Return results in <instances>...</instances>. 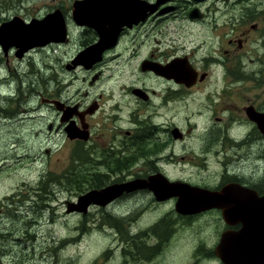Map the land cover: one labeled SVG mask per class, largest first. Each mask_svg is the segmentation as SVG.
I'll return each instance as SVG.
<instances>
[{
	"label": "flooded vegetation",
	"instance_id": "flooded-vegetation-1",
	"mask_svg": "<svg viewBox=\"0 0 264 264\" xmlns=\"http://www.w3.org/2000/svg\"><path fill=\"white\" fill-rule=\"evenodd\" d=\"M93 2L46 0L41 14H25L24 0H0V29L11 23L3 35H16L15 26L26 27V22L42 21L53 13L61 17L65 30L63 39L29 51L28 45L0 41V83L6 81L0 87V125L5 126L1 118L15 123L23 113L33 112L31 87L23 73H41L43 80L55 81L59 92L42 95L51 116L48 131H54L52 136L57 139L60 133L73 148L69 164L67 159L59 172L41 174L29 195L30 206L41 208L42 217L45 210L50 212V223L61 215L82 214L81 225L87 223L102 232L110 228L121 245L120 264H163L158 260L168 253L174 258L177 253L185 256L179 258L180 264L239 263L236 234L256 218L233 217L229 222L224 215L255 213L262 208L212 207L195 212L188 207L181 212L176 204L181 198L187 203L205 202L200 194H193L199 189L230 201L264 197V66L257 60L254 70L255 60L242 58L243 48L261 38L253 39L251 33L261 32L257 21L264 18V9L250 13L249 8L239 17L232 16L237 22L231 23L234 30L229 35L215 27V36L223 45L216 48L222 49L221 57L202 50V45L213 47L217 42L205 33L204 23L206 11L217 2ZM77 9L87 16L94 14L90 22L100 20L109 32L103 47L86 60L80 56L98 45L102 36L95 25L83 20L84 13L75 18ZM176 9L179 13L174 14ZM181 18L192 20V25L184 28ZM261 35L264 38V31ZM60 48L74 50L67 59L60 58L66 72L57 77L52 62L40 66L34 54ZM258 48L264 49V41ZM258 68L263 70L261 77ZM79 79L86 83L84 93ZM73 87L77 89L70 92ZM20 102L26 106L20 108ZM70 128L77 131L75 136ZM162 187L181 191L179 195L162 193ZM66 192L75 197L63 201L66 211L60 214L55 205ZM92 192L107 195L97 201L90 196ZM83 196L89 200L86 211L79 207ZM159 208L161 212L152 214L144 226L141 220ZM188 227L195 232L187 233ZM227 231L231 234L222 244ZM170 247L172 252H166Z\"/></svg>",
	"mask_w": 264,
	"mask_h": 264
},
{
	"label": "rangeland",
	"instance_id": "rangeland-1",
	"mask_svg": "<svg viewBox=\"0 0 264 264\" xmlns=\"http://www.w3.org/2000/svg\"><path fill=\"white\" fill-rule=\"evenodd\" d=\"M45 1L24 0L25 14L36 12L41 14L44 10L42 7ZM212 1L217 2V4L206 11L205 33L212 35L217 39V42L213 47H209L207 44L202 45V50L207 51L208 55L215 54L222 57V49L221 51L216 50L218 45H221L222 48L223 45L221 39L215 36V27L217 26L222 33L228 32L229 35L234 30L231 23L237 22V19L234 20L232 16L239 17L245 14V11L249 8H251L250 13H260L264 9V0ZM217 7L221 9L216 10ZM255 7L258 8V11L253 12ZM179 10L176 9L173 13L177 14ZM180 22H183L184 28L187 29L192 20L181 18ZM257 23L261 32L251 33V36L253 39L259 38V36L261 38L258 39L257 43L255 42L254 46H251L252 42H250V45L245 46L243 48L244 52H242V58L244 57L248 62H250V58L255 60L254 70L257 60L264 66L262 60L264 49L260 50L258 48V45H262L264 41L261 35L264 31V18H260ZM209 30L211 34L208 32ZM222 38L225 37L222 36ZM73 50L60 48L49 50L48 53L42 50L37 51L34 56L40 66L52 62V65L56 68L54 72H56L57 77H62L66 71L61 67L62 61L60 58L65 57L67 59ZM202 50H199V52H202ZM197 56L200 57L201 53H198ZM260 69L258 68L259 77L263 75L264 68L262 71ZM104 71L105 74L109 72L105 68ZM54 72L50 71V74H54ZM23 76L31 87L33 112L23 113L22 119L18 121V117L15 123L13 122L14 124L1 118L5 126L0 125V234L4 235L3 240H0V264H120L122 260V256H120L121 245L118 244L117 233L110 228L107 229L106 227L105 230H108V232H102L101 229L94 228L87 223L81 225L82 214L61 215V218L55 223H50L48 221L50 220V212L45 210L43 216L45 220L43 221L41 208L30 206L32 202L28 200L29 195L33 194L34 190L32 189L39 184L41 174L45 175L47 171L59 172L66 166L67 159L69 164L73 148L60 133H58L59 138L57 139L52 136L54 131L51 133L48 131L51 116L48 113V105L42 100V95L45 97H49L50 93L58 95V87L55 81L46 78L44 81L41 73L32 74L30 72V75H28L25 71ZM79 83L80 91L84 93L86 83L83 84L80 79ZM2 84L4 85L5 81H2ZM0 87L3 89L1 83ZM76 89L73 87L69 91L73 92ZM263 91L264 88L261 89V96H264ZM24 106H26V103L20 102L19 107L23 108ZM30 115L32 116L29 118ZM37 131H39L38 135ZM14 133H19V137L14 136ZM47 150H50L51 153L46 152ZM17 155H20L21 158H18ZM35 156L36 159H34ZM59 196L61 200L55 206L59 209L57 212L63 214L66 211L65 205L62 204L63 201L66 198L74 199L75 196L74 194L69 196L67 192ZM11 200L13 203L10 202ZM160 212L159 208L157 212L150 213L141 222L144 226L147 225L150 216ZM42 221L49 227L48 231L43 228ZM75 225H79L78 230H75ZM191 232H195V230L188 227L187 233ZM34 233H36V236ZM42 235H44V239H42ZM73 235L76 237L72 238ZM17 237H19L18 240H16ZM178 248H180L179 245ZM172 250L171 247L166 248V252H172ZM189 251L190 248H187L186 253ZM168 254L158 261L163 264H180L179 258L184 259L185 257L179 253H177L178 258H174L173 253Z\"/></svg>",
	"mask_w": 264,
	"mask_h": 264
},
{
	"label": "water",
	"instance_id": "water-1",
	"mask_svg": "<svg viewBox=\"0 0 264 264\" xmlns=\"http://www.w3.org/2000/svg\"><path fill=\"white\" fill-rule=\"evenodd\" d=\"M87 1H92V2L96 1V2L91 3L92 5L94 3L95 4L100 3L99 2L100 0H87ZM102 2H104V0H102ZM96 9L102 12L100 8H96ZM114 9H117V7H115ZM85 12L83 9L82 10L77 9V12L75 13V18L79 19L81 17L79 16L80 13L81 14L84 13L82 14L84 18L83 20L88 23H91V25L92 24L95 25L98 28V30L101 31L100 33L102 36L101 41L99 42L98 45H95V47H92L89 50H87V52H84V53H87L85 55L83 54L85 58L83 57V55L80 56V58L82 57L83 59L86 60V59L93 57L96 50L99 47L101 48L103 47V45L105 44L106 38L109 35V32L104 30L103 24L105 23H100V20H96V22L94 23L90 22L94 14L91 15L89 13L87 16V13ZM76 16H78V18ZM62 23L63 22L61 20V17L57 16L56 13L55 14L53 13V14L47 15L46 18L42 21H40L39 19H35V20L30 21V23L26 22V27H21L19 25L15 26L18 29L17 31L18 35L17 34L16 35L13 34L12 36L3 35L2 30L10 28L11 23H9L8 25H5L0 29V41L7 42L9 41V39H12L14 43L17 42L16 44H19L22 46L28 45V51H29L31 49L36 48V46H45L51 41H59L63 39L65 35V30H64V27H62ZM23 29L24 30L26 29V30L23 31ZM69 132L71 136H75L77 134V131L74 130L73 128H70ZM199 190H200L199 192H196L193 194H196V195L200 194L201 195L200 198L202 197L205 200V202L187 203V202H184L183 201L184 199L181 198L176 204L178 211L185 212L186 208L188 207L194 208L191 210L195 212L207 210L212 207H218V208L222 207L225 210H233V208L238 209V208H245V207L254 208L253 210H255V208L257 207L262 208L261 211H256L257 213L256 212L252 213L254 211L251 210L252 211L251 213L242 214V213H238L239 212L238 211L237 213H233V214L226 213L224 216L229 222L233 217L234 218L237 217L241 219V218H245V216H250V217L256 218L255 220L252 218L254 220L253 223L251 225H244L243 230H241L238 234H236V238H235L237 241L236 248L238 251H240L239 254L241 255V257L239 258V263L237 264H264V213H263L264 212V197L256 196V197H249L248 199H245L244 201H240L237 199H232V201H230L228 198L227 199L222 198L221 194L219 195L218 193L207 192L201 189ZM161 191L162 193L176 192V194L179 195L181 189H177V187L173 189L171 188L163 189L162 187L160 189V192ZM91 194L92 195L90 196L95 198L97 201H102V199L107 195V192L101 195L96 194V192H92ZM203 195H205L206 197H203ZM86 196L81 197L79 201V207L81 206L80 209L84 211H86L87 201H89ZM250 226H254L256 228L250 227ZM230 234L231 233L228 231L224 233L223 238H222V244L224 242V239L227 238ZM222 244L217 249L218 254H221V252L219 251H220Z\"/></svg>",
	"mask_w": 264,
	"mask_h": 264
},
{
	"label": "bare ground",
	"instance_id": "bare-ground-1",
	"mask_svg": "<svg viewBox=\"0 0 264 264\" xmlns=\"http://www.w3.org/2000/svg\"><path fill=\"white\" fill-rule=\"evenodd\" d=\"M1 83H2V81H1ZM5 83H6V81H5ZM25 84V83H24ZM2 86V85H1ZM3 87V86H2ZM4 94V93H3ZM80 173V172H79Z\"/></svg>",
	"mask_w": 264,
	"mask_h": 264
}]
</instances>
